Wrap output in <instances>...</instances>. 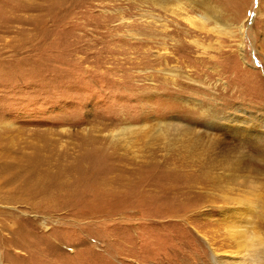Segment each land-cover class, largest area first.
Here are the masks:
<instances>
[{"label":"rangeland","instance_id":"374dc122","mask_svg":"<svg viewBox=\"0 0 264 264\" xmlns=\"http://www.w3.org/2000/svg\"><path fill=\"white\" fill-rule=\"evenodd\" d=\"M254 234L264 0H0V264H230Z\"/></svg>","mask_w":264,"mask_h":264},{"label":"bare ground","instance_id":"6f19581e","mask_svg":"<svg viewBox=\"0 0 264 264\" xmlns=\"http://www.w3.org/2000/svg\"><path fill=\"white\" fill-rule=\"evenodd\" d=\"M211 19H213L215 25L217 26L215 17L213 18L212 16L210 17V19L202 17L201 26H204L205 23L210 22L209 20ZM223 216L226 217V213L223 214ZM240 216L241 215L239 213H235V220L238 219ZM239 233L241 236L240 238H244V230H239ZM233 255L234 256L231 257L233 262H231L230 264H264V239L254 234L253 239L249 240L248 242L242 240L237 245V248Z\"/></svg>","mask_w":264,"mask_h":264}]
</instances>
